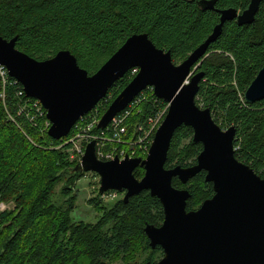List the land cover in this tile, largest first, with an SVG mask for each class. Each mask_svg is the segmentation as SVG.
Masks as SVG:
<instances>
[{
	"label": "trees",
	"instance_id": "16d2710c",
	"mask_svg": "<svg viewBox=\"0 0 264 264\" xmlns=\"http://www.w3.org/2000/svg\"><path fill=\"white\" fill-rule=\"evenodd\" d=\"M199 1L0 0V36L7 40L16 37L15 47L39 61L68 50L77 64L92 75L129 36L146 33L157 48L170 52L174 63L183 61L204 42L219 23L221 10L233 8L242 12L250 2L215 0L212 8H201ZM263 63L264 0L250 23L238 25L235 20L223 23L220 34L209 43L195 70L203 73L196 105L208 108L221 129L235 127V158L249 165L261 178H264V99L250 104L243 96ZM132 71L117 80L96 104L99 117L135 75ZM1 89L0 84V92ZM146 89L148 97L141 105L142 112H131L125 121L127 130L122 135L125 143L108 144L106 148L132 150L135 157H146L145 149L133 144L141 134L137 126L167 105ZM27 102L22 85L10 77L4 97L0 98V201H12L14 208L0 212V264H126L134 242L150 250L149 256L138 264L156 262L154 254L162 255V250L149 246L144 228L147 224L160 226L163 221L158 198L143 190L126 201L121 198L114 202L95 223L73 222L70 217L76 199L73 185L83 172L74 170L77 163L70 162L63 149H55L63 144L64 138H51L48 128L43 130L42 120L46 119L43 108L38 124H32L35 119L30 121L29 115H35V108ZM21 105H26L28 115L20 111ZM213 113L222 118L221 123L214 119ZM73 130L74 125L68 135ZM101 131L107 133L97 127L91 130ZM192 136L189 126L181 125L174 131L165 168L195 164L202 145L194 142ZM63 145L70 147L68 143ZM143 174L142 167L133 170L137 179ZM204 177L205 172L201 171L186 184L173 178L175 188H185L190 193L187 210L197 209L212 197V184ZM60 182H64L60 190L64 198L62 206L51 199ZM92 201L101 204L98 197Z\"/></svg>",
	"mask_w": 264,
	"mask_h": 264
},
{
	"label": "water",
	"instance_id": "95a60500",
	"mask_svg": "<svg viewBox=\"0 0 264 264\" xmlns=\"http://www.w3.org/2000/svg\"><path fill=\"white\" fill-rule=\"evenodd\" d=\"M215 0H200L201 8H212ZM263 0H250L242 12L220 11L219 23L209 36L183 61L175 64L169 51L157 48L146 33L133 34L89 75L68 50L51 58L36 60L15 47L16 37L0 36V65L18 81L26 97L36 99L50 122L48 136L61 139L75 122L105 97L112 85L129 70L135 75L112 100L98 122L103 129L118 112L151 86L156 97L168 103V110L155 130L146 157L102 161L96 158L95 143L86 144L75 171L93 172L99 177V193L124 192L123 200L145 190L163 209L160 226L147 224L144 233L149 246H159L163 256L143 264H264V178L235 158V127L221 129L208 108L195 103L202 72H195L209 43L220 34L225 21L250 23ZM244 100L264 99V63L244 92ZM181 125L193 130L192 139L202 150L191 166L165 168L174 131ZM142 167L140 179L133 175ZM201 171L212 184L213 195L194 210L186 209L190 193L175 188L173 178L186 184Z\"/></svg>",
	"mask_w": 264,
	"mask_h": 264
},
{
	"label": "rangeland",
	"instance_id": "374dc122",
	"mask_svg": "<svg viewBox=\"0 0 264 264\" xmlns=\"http://www.w3.org/2000/svg\"><path fill=\"white\" fill-rule=\"evenodd\" d=\"M180 62L181 61H179V62L174 61L175 64H179ZM132 70H133L132 74L136 73V71H137V69H132ZM149 87H151V86H149ZM151 88H153V87H151ZM151 88L147 87L148 91L153 92V89H151ZM144 94H145L146 99H141L138 102V104H140V103L141 104L138 105L137 107L135 105L132 106L131 112H134L136 114H139L140 112H142L141 105L143 104L144 101H147L148 92H144ZM27 104L32 105V102H29ZM166 104H168V103L165 102V105ZM163 108H164V106L162 105V107L161 108L159 107L158 110H162ZM158 110H156V111L158 112ZM44 111H45V109H44ZM131 112H130V114H131ZM157 112H156L155 117H154L155 114L151 116V118H153L152 122L149 121L150 117H148L145 123L137 126L138 129L143 128V130H144L143 136L141 137L143 139H141V141H136L137 146L139 148H141L142 146H144L146 144H149V145L151 144L155 130L159 126L161 121L163 120V119H161V120L158 119V113ZM27 113L29 114V112H27ZM34 114H35L34 115L35 123L32 122V124L36 125V124H38L37 119H41V118H39L40 115L37 114L36 110H35ZM213 116L217 122H220V123L222 122L221 117L215 116V113H213ZM30 117H31V115H30ZM46 119L42 120L43 130H44L45 125H46V121H47ZM153 123L156 124L157 126L155 125L156 126V128L154 127L155 130L153 128L150 131V128L153 125ZM218 125H220V124L218 123ZM77 131H78V129H77ZM75 133H77L76 130H73L71 135L69 134L68 136L63 137L64 138L63 144H66L65 142L68 139V137L70 136V138H71ZM77 143L79 146L82 145L85 147L84 142L82 140H79ZM183 143L185 144V143H187V141L185 140ZM63 144L55 146V149H60V148L63 149L66 152L68 160L70 162L78 163V161H76L77 160V151L75 150L76 147L71 146V147L66 148V147H64ZM63 184H64V182L58 183L55 186L53 193H52V196H51L52 202H54L56 205H60V206L63 205V200H64V198L60 194V190H61ZM98 189H99V177H98V175L96 173H93V172H83V174L78 178V180L73 185V192L76 194V199L74 200L73 210L70 213V217H71L73 222L76 223V222L81 221V222H86V223H95L100 217H102L104 215L105 211L108 210L112 204H114V202L123 198L124 192H117L116 195L113 194V192L100 193V195H99ZM96 197L99 198V201H101V204H96L95 202L92 201V200H95ZM13 208H14V203L12 201H10V202L0 201V212H2L4 210H12ZM149 254H150V250L142 249L141 247H139V245L136 242H134L133 249L127 255L125 262H126V264H135V263L138 264V263H141L144 258L149 256ZM162 256H163V252H162V255H160L158 253L154 254L156 261L159 260Z\"/></svg>",
	"mask_w": 264,
	"mask_h": 264
},
{
	"label": "built area",
	"instance_id": "2783aa9c",
	"mask_svg": "<svg viewBox=\"0 0 264 264\" xmlns=\"http://www.w3.org/2000/svg\"><path fill=\"white\" fill-rule=\"evenodd\" d=\"M9 78L10 76L8 75V71L7 69L0 65V84H1V92H0V97H4V90L5 87L8 85L9 82ZM151 88V87H148ZM153 89V88H151ZM145 90V89H144ZM24 92V91H23ZM18 95L22 94V91H17ZM154 94V93H153ZM156 96L154 95V98ZM28 98V102H32V106L35 108L37 114H39L40 116L42 115V106L40 104V102L36 99L33 98ZM153 98V99H154ZM158 98V97H156ZM141 99H146L144 91L142 90L126 107L125 109H123L122 111L118 112L115 116H113V118L109 121V123L107 124V126L101 130H106L107 133H105L104 131H101L100 133H93L91 132L93 127H97L98 128V122L100 120V116L98 115L97 109L95 108L94 111H90L91 113H86L87 115H83L82 117L79 118V120L76 121V123L74 124V129L76 130L77 133H75L71 138L70 136L68 137V139L66 140L65 143L70 144L71 146H75V150L77 151V160L78 163L81 161V157L84 154V149L85 147L82 145H78V141L82 140L84 142V145L86 146V144L90 141H94L95 143V155L96 158L102 161H109V160H113L116 157L119 160H123L125 158H134L135 157V152L132 150H126V149H117L116 147H109L106 148V145L108 144H119V143H125L122 139V135L125 134L126 132V119L128 118V116L130 115L132 106H136L138 104V102ZM26 106V105H25ZM25 106L21 105L20 107V111H24L25 113ZM168 110V104L162 109V110H158V119H162L163 116H165L166 112ZM28 115V113H27ZM30 116V115H29ZM156 116V113L154 115V117ZM29 120L34 121V115H32ZM47 120V119H46ZM153 118L150 117L149 121L152 122ZM50 122L47 120L46 121V125L45 128L49 127ZM156 124L153 123V125L150 128V131L156 126ZM154 128V130H155ZM78 129V131H77ZM157 129V128H156ZM143 128L140 129L141 134L138 135V139L136 141H141V138L143 136ZM134 145H137V142L133 143ZM142 148L145 149V151H148L147 145L142 146ZM107 192H113V194H117L118 191H107ZM105 192V193H107Z\"/></svg>",
	"mask_w": 264,
	"mask_h": 264
},
{
	"label": "bare ground",
	"instance_id": "6f19581e",
	"mask_svg": "<svg viewBox=\"0 0 264 264\" xmlns=\"http://www.w3.org/2000/svg\"><path fill=\"white\" fill-rule=\"evenodd\" d=\"M50 126V125H49ZM240 161V160H239Z\"/></svg>",
	"mask_w": 264,
	"mask_h": 264
}]
</instances>
